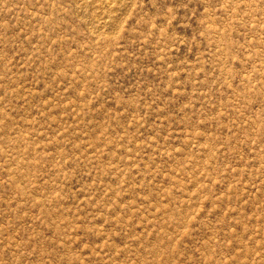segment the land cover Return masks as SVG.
I'll return each mask as SVG.
<instances>
[{"label": "rangeland", "instance_id": "obj_1", "mask_svg": "<svg viewBox=\"0 0 264 264\" xmlns=\"http://www.w3.org/2000/svg\"><path fill=\"white\" fill-rule=\"evenodd\" d=\"M0 264H264V0H0Z\"/></svg>", "mask_w": 264, "mask_h": 264}]
</instances>
